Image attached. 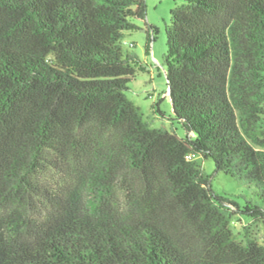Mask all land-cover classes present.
Segmentation results:
<instances>
[{
	"label": "trees",
	"instance_id": "obj_1",
	"mask_svg": "<svg viewBox=\"0 0 264 264\" xmlns=\"http://www.w3.org/2000/svg\"><path fill=\"white\" fill-rule=\"evenodd\" d=\"M146 16L147 0H0V264H264L199 163L264 200V0L171 10L186 137L126 95L122 40ZM239 211L264 220L258 204Z\"/></svg>",
	"mask_w": 264,
	"mask_h": 264
},
{
	"label": "rangeland",
	"instance_id": "obj_2",
	"mask_svg": "<svg viewBox=\"0 0 264 264\" xmlns=\"http://www.w3.org/2000/svg\"><path fill=\"white\" fill-rule=\"evenodd\" d=\"M181 4L182 0H147L146 18H132L137 28L125 31L122 44L126 53L136 57V74L128 84L127 97L140 108L144 120L151 127L186 137L187 131L173 110L165 62L168 54L166 29L171 24V10ZM199 163L209 179L213 194L222 201L219 203L233 213L231 226L238 238L246 242L251 233L263 242L264 220L255 221L239 211L248 202L264 209V200L257 196L255 188L243 179L217 172L211 158H199Z\"/></svg>",
	"mask_w": 264,
	"mask_h": 264
},
{
	"label": "water",
	"instance_id": "obj_3",
	"mask_svg": "<svg viewBox=\"0 0 264 264\" xmlns=\"http://www.w3.org/2000/svg\"><path fill=\"white\" fill-rule=\"evenodd\" d=\"M169 92H170V89H169Z\"/></svg>",
	"mask_w": 264,
	"mask_h": 264
}]
</instances>
